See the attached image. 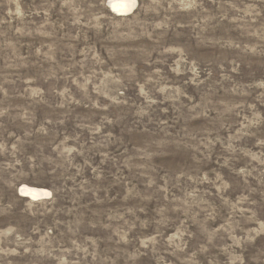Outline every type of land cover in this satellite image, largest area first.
Listing matches in <instances>:
<instances>
[{"label": "rangeland", "instance_id": "rangeland-1", "mask_svg": "<svg viewBox=\"0 0 264 264\" xmlns=\"http://www.w3.org/2000/svg\"><path fill=\"white\" fill-rule=\"evenodd\" d=\"M105 2L0 0V264H264V0Z\"/></svg>", "mask_w": 264, "mask_h": 264}, {"label": "bare ground", "instance_id": "bare-ground-1", "mask_svg": "<svg viewBox=\"0 0 264 264\" xmlns=\"http://www.w3.org/2000/svg\"><path fill=\"white\" fill-rule=\"evenodd\" d=\"M105 4L112 14L116 16H126L134 11L136 7V0H106ZM129 4H134V7L128 9L127 6ZM19 192L22 196L32 201L47 198L50 195V192L48 190L29 187L25 185L20 188Z\"/></svg>", "mask_w": 264, "mask_h": 264}, {"label": "clouds", "instance_id": "clouds-1", "mask_svg": "<svg viewBox=\"0 0 264 264\" xmlns=\"http://www.w3.org/2000/svg\"><path fill=\"white\" fill-rule=\"evenodd\" d=\"M114 7H115V6H114ZM132 7H134V4H129V5L127 6L128 9H131ZM117 10H119V9H117Z\"/></svg>", "mask_w": 264, "mask_h": 264}]
</instances>
